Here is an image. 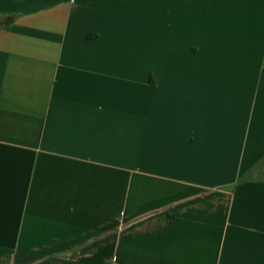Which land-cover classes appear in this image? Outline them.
I'll return each instance as SVG.
<instances>
[{
	"label": "crops",
	"instance_id": "1",
	"mask_svg": "<svg viewBox=\"0 0 264 264\" xmlns=\"http://www.w3.org/2000/svg\"><path fill=\"white\" fill-rule=\"evenodd\" d=\"M0 264H264V0H0Z\"/></svg>",
	"mask_w": 264,
	"mask_h": 264
}]
</instances>
